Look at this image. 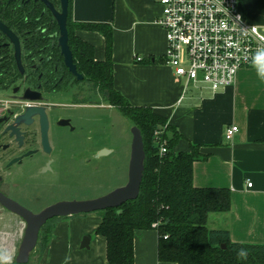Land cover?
<instances>
[{
  "label": "crops",
  "instance_id": "obj_1",
  "mask_svg": "<svg viewBox=\"0 0 264 264\" xmlns=\"http://www.w3.org/2000/svg\"><path fill=\"white\" fill-rule=\"evenodd\" d=\"M240 7L250 21L264 24V10L252 9L244 0ZM160 11L156 0L71 4L73 20L111 23L115 88L132 104L150 105L177 128L182 136L173 145L175 151L200 144L204 155L193 162V183L230 189L229 209L210 211L207 226L228 229L232 241L264 243V79L254 65L240 67L233 83L217 90L202 82L185 84L166 61L165 31L155 20ZM75 33L93 45L96 59L105 57L101 32L76 28ZM230 124L238 128L227 138ZM100 220L98 210L59 217L36 261L28 264H107L106 238L95 232ZM17 234L15 238H20ZM85 235L89 241L82 246ZM157 241L155 228H136L134 264H175L158 259ZM15 250L14 243L8 244L4 256L9 260Z\"/></svg>",
  "mask_w": 264,
  "mask_h": 264
},
{
  "label": "trees",
  "instance_id": "obj_2",
  "mask_svg": "<svg viewBox=\"0 0 264 264\" xmlns=\"http://www.w3.org/2000/svg\"><path fill=\"white\" fill-rule=\"evenodd\" d=\"M71 4L72 0H68V44L77 71L82 74V78L76 81L81 91L73 93V97L87 101L101 93L108 103L129 118L132 125L139 127L145 152L137 196L119 205L98 210L101 220L95 232L106 238L107 264H134V230L150 227L157 230V257L161 261L175 264H264V243L232 241L228 229L207 226L210 211L229 209L230 189L193 183V162L204 155L200 151V144L190 143L188 150L175 151L173 145L182 136L177 128L150 105L132 104L115 88L111 23L73 20ZM32 24L47 27L46 32L31 30L29 42L35 50H39L44 39L50 45L47 47L53 52L51 80L54 81V76L62 73L67 76L65 82L69 81L72 75L64 66L56 43L58 31L54 18L45 12ZM76 28L94 29L102 33L105 39L103 59L94 57L93 45L78 36ZM85 86L89 89L88 95L82 93ZM163 142L166 151L161 153L159 148ZM59 217L62 216L48 218L40 227L35 246L39 253L46 244L54 221ZM240 250L247 253L246 258L238 256Z\"/></svg>",
  "mask_w": 264,
  "mask_h": 264
},
{
  "label": "flooded vegetation",
  "instance_id": "obj_3",
  "mask_svg": "<svg viewBox=\"0 0 264 264\" xmlns=\"http://www.w3.org/2000/svg\"><path fill=\"white\" fill-rule=\"evenodd\" d=\"M49 1L60 9V0ZM45 12L54 18L44 0H0V261L12 264H16L18 249L8 260L4 256L6 246L11 239H18L19 247L26 221L10 205L18 203L37 212L48 204L34 208L31 202L74 198L62 193L70 185L59 167L62 150L56 145V137H62L65 129L75 130L68 111L99 104L94 97L87 101L73 97L81 91L76 82L79 79L65 65L58 44L62 62L72 75L66 82L62 73L51 80L53 52L47 40L39 50L30 46L31 30L47 31L46 25L32 24ZM65 87L72 89L69 103L49 98L48 93ZM36 92L38 98L33 97ZM25 93L32 97H24ZM91 154L98 155L95 150ZM17 232L20 238H15Z\"/></svg>",
  "mask_w": 264,
  "mask_h": 264
},
{
  "label": "built area",
  "instance_id": "obj_4",
  "mask_svg": "<svg viewBox=\"0 0 264 264\" xmlns=\"http://www.w3.org/2000/svg\"><path fill=\"white\" fill-rule=\"evenodd\" d=\"M156 1L161 5L155 20L165 31L166 61L185 84L202 82L213 90L232 84L237 70L254 66L257 52L264 50V24L250 21L239 0ZM237 128L228 125L225 136L230 138ZM159 151H166L164 142Z\"/></svg>",
  "mask_w": 264,
  "mask_h": 264
},
{
  "label": "rangeland",
  "instance_id": "obj_5",
  "mask_svg": "<svg viewBox=\"0 0 264 264\" xmlns=\"http://www.w3.org/2000/svg\"><path fill=\"white\" fill-rule=\"evenodd\" d=\"M243 0H239V2ZM252 9L264 10V0H244ZM85 85V84H84ZM192 85V84H191ZM87 86V85H86ZM84 87L83 94L89 89ZM54 101L69 103L72 89L61 88L48 93ZM98 105H81L68 111L72 115L75 130L65 129L56 137V145L62 150L61 164L63 178L70 185L62 193L75 199L101 195L123 185L128 177V163L132 141V123L119 109L108 103L101 94L94 96ZM105 149L103 153L92 155L91 151ZM53 200L34 201V208L53 203ZM11 239L18 249V239ZM38 250L33 248L28 261H36Z\"/></svg>",
  "mask_w": 264,
  "mask_h": 264
},
{
  "label": "water",
  "instance_id": "obj_6",
  "mask_svg": "<svg viewBox=\"0 0 264 264\" xmlns=\"http://www.w3.org/2000/svg\"><path fill=\"white\" fill-rule=\"evenodd\" d=\"M58 24V38L57 44L61 49L64 57V63L69 70L75 74L78 79L82 78V74L76 69L73 61L72 51L68 44V31H67V14H68V0H60V9L49 1L44 0ZM5 28V27H4ZM6 29V28H5ZM105 95L108 92L104 90ZM34 98H38V92ZM24 97H32V95L24 94ZM132 141L130 149V158L128 163V177L125 184L117 186L106 193L90 198L80 199H62L46 205L44 208L37 212H33L26 207L13 203V207L26 221L25 230L21 238L17 256L16 264H28L29 254L36 245L40 226L53 216L76 214L80 212H88L99 210L108 206H116L127 199L135 198L139 191L140 181L143 173V160L144 148L143 140L139 127L132 125L131 127ZM105 149L98 151L97 154L103 153ZM89 241L88 235H85L82 240V246H87ZM224 246V243L221 244Z\"/></svg>",
  "mask_w": 264,
  "mask_h": 264
},
{
  "label": "clouds",
  "instance_id": "obj_7",
  "mask_svg": "<svg viewBox=\"0 0 264 264\" xmlns=\"http://www.w3.org/2000/svg\"><path fill=\"white\" fill-rule=\"evenodd\" d=\"M254 64L258 67V73L260 77L264 79V50H260L257 52L256 56L254 57ZM238 256L246 258L247 253L244 250H240L238 252Z\"/></svg>",
  "mask_w": 264,
  "mask_h": 264
}]
</instances>
